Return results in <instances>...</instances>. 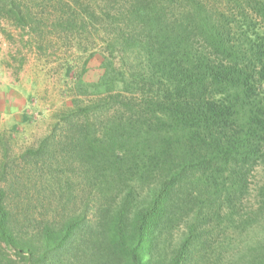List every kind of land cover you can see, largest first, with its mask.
I'll use <instances>...</instances> for the list:
<instances>
[{
	"label": "trees",
	"instance_id": "trees-1",
	"mask_svg": "<svg viewBox=\"0 0 264 264\" xmlns=\"http://www.w3.org/2000/svg\"><path fill=\"white\" fill-rule=\"evenodd\" d=\"M52 7L51 27L93 26L109 56L76 81L61 132L11 160L20 179L3 148L0 264H264V174L246 198L264 168V0ZM32 8L0 0V19L32 28ZM115 52L137 60L116 68ZM44 182L56 203L29 224L20 191Z\"/></svg>",
	"mask_w": 264,
	"mask_h": 264
},
{
	"label": "rangeland",
	"instance_id": "rangeland-1",
	"mask_svg": "<svg viewBox=\"0 0 264 264\" xmlns=\"http://www.w3.org/2000/svg\"><path fill=\"white\" fill-rule=\"evenodd\" d=\"M19 1L33 7L32 28L17 25L10 19H0V160L6 147L9 160L15 162H19L17 156L21 151L36 145L50 130L53 133L61 132V110L74 100L76 81L97 80L103 69L102 63L109 56L104 57L101 53L102 41L96 39L93 26L81 27L77 24L72 30L51 27L53 20L62 15L65 17L60 12H53V7L50 8L58 0ZM57 9L60 10V7L57 6ZM37 21L44 25L37 26ZM114 54L113 64L116 68H126L130 66V60L132 63L137 60V57L131 56L122 62L121 53ZM98 114L93 112V118L98 120ZM10 161L7 177L15 178L20 175L19 168ZM63 172L73 175L68 170ZM263 174L264 168L260 165L251 171L247 202H252L249 200ZM48 184L44 182L41 184L43 187L37 184L32 190L20 191L22 203L30 204L29 224L38 220L39 212L46 206L52 208V204L56 203V198L52 200L54 186L46 187ZM91 214L87 212L88 217ZM229 235L232 240L228 254L242 246L240 238L249 239L247 231L242 235L229 232Z\"/></svg>",
	"mask_w": 264,
	"mask_h": 264
}]
</instances>
